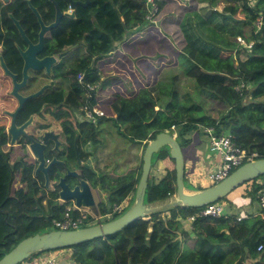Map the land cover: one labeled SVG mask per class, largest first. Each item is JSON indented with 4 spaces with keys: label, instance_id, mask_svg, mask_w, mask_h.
Masks as SVG:
<instances>
[{
    "label": "trees",
    "instance_id": "16d2710c",
    "mask_svg": "<svg viewBox=\"0 0 264 264\" xmlns=\"http://www.w3.org/2000/svg\"><path fill=\"white\" fill-rule=\"evenodd\" d=\"M186 1L181 4L176 0H155L158 14L169 8L176 12L164 18L174 26L182 44L176 55L183 61V72L194 83L196 92L206 94L219 104L217 117L207 114L203 103L197 101L171 104L168 99L175 93L173 81L170 84L150 82L125 93L121 89L100 99L95 97L97 90L92 91L90 104H101L106 117L122 122L118 129L122 136L132 139L131 131L139 129L141 141L146 142L143 151L147 142L161 132L175 134L182 149L191 144L194 134L198 136L202 132L207 136L204 129L212 128L214 134L229 133L238 147L256 153L254 160L264 158V101H260L264 96V0H255L253 6H249L247 0H234L235 4L225 5L220 11L217 5L221 0ZM201 4L206 10L200 15L197 10ZM239 11L241 19L237 18ZM147 13L146 0H88L86 6H78L75 24L64 22L57 32L60 48L78 43L62 63L70 61L68 73L71 78H66L62 72L59 79L60 87L67 92L63 97L55 92L46 97L45 102L54 105L62 101L60 107L68 110V115L64 116L73 119V113L81 104L80 95L87 92L85 85L96 84L99 80L95 61L110 55L115 43L146 26L149 23L145 18ZM259 16L262 22L256 31L255 22ZM238 37L247 44L252 43L251 48L246 50L240 46L236 42ZM240 53L245 54L244 59L238 57ZM61 69L56 68V72ZM78 73L84 75L85 85L77 82ZM122 106L125 114L120 110ZM155 107L160 109L154 110ZM173 107L177 113H173ZM117 114L126 117L119 121ZM103 118L98 119L103 121ZM77 124L81 131L76 140L78 149H86L88 143L94 147L98 139L93 126L78 121ZM83 132L88 136H83ZM158 153H166L169 157L167 149ZM7 159L8 155L0 148V258L19 241L59 218L62 210L58 204L53 205L48 212L52 217L48 220L39 217L36 206H41L44 200L40 189V186L43 188L42 176L40 186L33 182V187L26 183L27 176L33 175L32 168L25 169L21 178L24 186L12 190L14 175L21 170L17 163L11 166ZM141 166L142 158L139 176L117 177L112 183H105L110 178L104 174L95 175L84 169L91 187L105 193V202L98 204L100 213L135 193ZM186 174L184 167L183 181ZM263 177L251 180L245 192L251 206L256 205L259 192L264 188V183L258 182ZM175 192L173 167L159 181L147 183L144 204L163 203ZM50 196L57 199L55 191ZM224 200L216 203L221 204ZM48 204L52 205V201ZM202 208L171 207L164 210L166 216H160L162 211L152 213L116 234L73 246V264H115V256L118 264H176L185 256L181 254L185 245L201 264H264V210H258L262 215L248 214L239 222L236 215L196 218L190 234L181 220L197 214ZM224 208L227 210L225 204ZM18 212L29 220L22 222L16 216Z\"/></svg>",
    "mask_w": 264,
    "mask_h": 264
},
{
    "label": "flooded vegetation",
    "instance_id": "af4514ba",
    "mask_svg": "<svg viewBox=\"0 0 264 264\" xmlns=\"http://www.w3.org/2000/svg\"><path fill=\"white\" fill-rule=\"evenodd\" d=\"M87 4L88 0H0V148L8 155L7 161L11 166L17 163V168L21 170L16 172L20 175V181L23 182L21 179L23 170L28 168H32L33 175L27 176L26 183L33 187L34 183L40 186L42 176L43 188L40 186V189L44 193V200L41 206H36L39 217L41 212L48 216L52 206L58 204V200H53L50 194L57 192L55 184L59 177H65L67 170L78 172L80 178L89 183L83 173L86 168L81 164L89 166L87 172L99 174L86 157L93 154L91 150L78 149L80 163L78 162L75 150L79 129L77 121L71 120L75 123L72 124V131L69 127V118L62 122L63 126L49 125L43 118L45 111L49 110L50 112L61 110L63 114L68 115V110L60 107L62 101L50 105L45 100L55 92L62 97L67 92L64 87H60L59 79L62 72L66 78H71V74L68 73L70 61L64 65L62 63L64 57L71 53L78 43L75 42L64 49L60 48L57 32L64 22L75 24L78 6ZM55 22H57L55 26L49 27ZM42 27L45 29L41 33ZM56 68L63 69L57 73ZM37 92L40 93L31 97ZM11 127L24 133H20L13 144L9 133ZM46 131L58 134L59 142L57 149L53 142L45 146L43 155L46 164L53 158L64 163L54 164L48 171L49 189L44 186L43 175L41 173L35 175L37 161L28 148L29 138L40 143ZM65 181L71 184L72 180L65 177ZM91 188L94 193L96 189ZM49 200L52 201V205L48 204Z\"/></svg>",
    "mask_w": 264,
    "mask_h": 264
},
{
    "label": "rangeland",
    "instance_id": "374dc122",
    "mask_svg": "<svg viewBox=\"0 0 264 264\" xmlns=\"http://www.w3.org/2000/svg\"><path fill=\"white\" fill-rule=\"evenodd\" d=\"M176 2L185 4L187 1L176 0ZM229 4H235V1L221 0V2L217 5V10L220 11L225 5ZM205 10V5H198L197 11L200 15L204 14ZM171 13L176 12L172 8L164 10L159 14L157 12L155 17L151 22H149V24H147L137 32L126 36L125 40L121 41V43H115L114 47L117 44H120V47H115L113 50L114 53H112V55L110 54L103 59H98L96 61L94 60L95 64H93L95 67H98L96 68V70L97 74L99 75V80L96 82V84H94V86H97L95 97L96 99H100L101 97H109L114 93V91L121 89H123V93L128 92L132 89L138 90V88H141L146 83L150 82L156 84H170L173 81L175 93L172 95V97H170V99H168L169 102L172 101L171 104H185L187 101H197L200 104L203 103L204 109L207 114L216 118L220 110V106L217 101L209 98L206 94H198L192 80L186 77L183 72V61L176 55V51H179L182 45L180 42V38L177 32L174 30V26L164 21V18L167 15L169 16ZM237 18H242V13L240 11L237 14ZM155 20L156 25L154 24ZM238 57L240 59H244L245 54L240 53ZM158 68H160L159 71H157ZM88 95H84L79 102H82L83 98H88ZM197 96H199V98H197ZM260 101H264V96L260 98ZM98 106L102 109L104 107L99 103ZM122 108L123 106L120 110L123 114H125L126 111L122 110ZM159 109L160 107H155L154 110ZM50 111L51 110H49V112L45 111V116L43 117L45 118L46 123L49 125H61L62 122L67 119V117H65L63 114L64 112H62L61 110H53L52 112ZM172 111H174L173 113H177L174 107L172 108ZM119 113L121 114V112ZM118 115L119 114H117V119L119 121L123 120V118L126 117V115H122V117H119ZM68 118L70 120L69 127L70 129H72V124H75L74 122H76V117L73 116V119H71L70 117ZM71 120H73L74 122H71ZM78 121L81 122L80 117L78 118ZM92 126L93 129L97 132L96 134L98 143L94 145V147L91 145V143L87 144V150H91L93 154H89L86 157L90 162L93 163L92 165L98 173H102L105 175V177L110 178L106 179L105 183H112L115 178L121 176H128L131 174H133L135 177L139 176V167L143 152L142 149L144 144L146 143L144 141H141L140 139V130L136 129L131 131L130 136L132 137V140L130 138L122 136L118 132L119 127L122 126V122L117 123L112 118L104 117L103 121H100V119H98L95 125ZM80 134L81 131L80 129H78V135ZM82 135L85 136L86 132H83ZM173 135L176 136L175 134ZM205 146L208 147V138L205 134L201 132L198 136H195V134L192 136L191 144L187 147L184 146V148H182V153L188 163V166L190 162L196 160L197 157L195 156V154ZM161 150H165V148H162ZM162 155L163 157H161ZM210 157L213 159L214 163H217V157H213L212 154H210ZM173 167L174 163L166 153L152 154L148 182L152 183L159 181L163 177L165 172L167 170H171ZM205 172L206 169L204 167L203 169H198L195 172L194 176L196 177L194 179H189L185 176V189H188L187 191L190 192L211 186L210 183L205 182ZM258 182H260V184H263L264 177ZM248 183H250V181L246 182L245 184ZM245 184L233 190L225 197V200L222 202V204H225L226 208L234 209L233 211H231V213L235 214L244 212L245 214H247L250 212L251 208L254 209L256 207L255 205L251 206L250 204H247L248 200L245 199L246 197L242 196L243 187L245 186ZM22 186H24V183L20 181L19 173H15L12 190H15L18 187ZM237 192L240 193L239 196H237ZM37 193L39 196H41V193L39 191ZM94 196L98 201L105 199V193H103L99 188L95 190ZM173 200L174 197L168 199L163 203H157L151 206H159L164 203L172 202ZM132 204L133 199H130L125 207L124 212L128 210ZM16 216L22 222L29 220L27 216H22L19 214V212L16 213ZM160 216H166L164 210H162ZM51 227L52 225L50 223L44 226V228L40 229L36 234H42L52 231ZM188 227H186V229L191 234L192 226L188 224ZM54 251L56 250L35 253L33 254V256L27 258V260L37 258L47 253H52ZM181 254L185 256L182 257L176 264H201L198 263V259H196L193 254H191L187 245L183 246ZM202 264L212 263L203 262Z\"/></svg>",
    "mask_w": 264,
    "mask_h": 264
},
{
    "label": "water",
    "instance_id": "95a60500",
    "mask_svg": "<svg viewBox=\"0 0 264 264\" xmlns=\"http://www.w3.org/2000/svg\"><path fill=\"white\" fill-rule=\"evenodd\" d=\"M85 5V4H83ZM57 24L55 22L53 27ZM49 27L47 29H49ZM42 27L41 33L44 31ZM43 60V59H42ZM41 60V61H42ZM46 60V59H45ZM44 60V61H45ZM40 69V68H34ZM48 71V68H46ZM37 92L31 97L38 95ZM21 105H19L20 107ZM19 109V108H18ZM9 133L12 137L11 143H15L16 137L23 131H16L11 127ZM24 134V133H23ZM28 148L30 153L37 161L35 175L41 173L44 177V186L49 189L48 171L54 164H64L53 158L46 164L43 151L49 142L55 143V149L59 144L58 134L46 131L41 137V142L29 138ZM162 148L169 152V157L174 161L176 192L174 200L159 206L144 204L145 191L148 183L149 172L151 167L152 154L157 153ZM77 159L79 160L78 148L75 144ZM65 166V165H63ZM83 168L89 169L86 164H81ZM264 175V158L251 160L237 167L226 178L220 182L196 191H187L184 186V157L179 143L174 135L167 132L157 134L152 140H149L142 154V166L140 178L134 193L133 204L131 207L115 219L104 223L95 224L78 230L59 231L52 230L46 233H38L28 236L19 241L10 251L0 258V264H19L21 261L29 258L31 255L44 251L71 248L73 246L87 243L89 241L105 238L109 235L122 231L130 223L144 219L147 215L166 210L171 207L183 206L190 208H201L216 202H219L239 186L248 181L254 180ZM66 178H71V184L66 183ZM65 177H59L55 187L58 201L73 203L76 207L89 209L94 215L98 214V207L95 202L94 193L90 183L80 178L76 171L67 170ZM167 201V200H166ZM52 209V208H51ZM41 218L48 220L52 214L46 216L41 212ZM115 256V255H114ZM115 264L118 260L115 256Z\"/></svg>",
    "mask_w": 264,
    "mask_h": 264
},
{
    "label": "built area",
    "instance_id": "2783aa9c",
    "mask_svg": "<svg viewBox=\"0 0 264 264\" xmlns=\"http://www.w3.org/2000/svg\"><path fill=\"white\" fill-rule=\"evenodd\" d=\"M247 2L249 6H253L255 0H247ZM146 6L148 8V13L145 18L151 22L158 12V6L155 0H146ZM261 22L262 18L259 16L255 22L256 31L260 29ZM236 42H238V44L243 48H246V50L250 49L252 45V43L247 44L240 37L236 39ZM77 80L80 84H84V75L79 73L77 75ZM85 86L87 92L84 93V95H88L91 94L92 91H96L97 86H94V84L87 83ZM91 98V95H88V98H83V101L78 106L77 112L73 113L77 121L80 117L81 122L78 121L79 123L89 122V124L95 125L98 118L105 117L106 115L105 111L98 105L91 106ZM204 131L207 134L210 153L218 158L217 163L212 164V162H210L209 170L205 173V182L210 183L211 186L226 178L240 165L254 160V158L257 157L256 153H249L247 150L238 147L229 133L216 135L214 134L212 128H206ZM250 184L251 183L245 184L242 196H246L245 192L249 189ZM130 199L132 200L133 196H127L125 199L113 204L111 207H108L105 212L100 213L98 210L97 215H94L89 209L76 207L73 203L58 201V205L62 207L61 216L51 221V228L52 230L71 231L110 221L115 215H121L122 212H124ZM102 201L104 200L98 201L95 198L97 207ZM247 204H249V200L247 201ZM255 206L256 207L254 209H250V213L253 215H262L263 213H259L260 211L258 210H264V188L260 190L258 201ZM233 215H236V221L239 222L242 218L246 217L248 213L245 214L244 212H239L234 214L229 210H225L224 204L213 203L204 206L197 214L189 216L185 220L181 221L186 229L188 224L192 226L196 218H229ZM260 249L261 246L258 247V250ZM72 257L73 250L71 248H63L31 260L25 259L19 264H73Z\"/></svg>",
    "mask_w": 264,
    "mask_h": 264
},
{
    "label": "crops",
    "instance_id": "0c3cea01",
    "mask_svg": "<svg viewBox=\"0 0 264 264\" xmlns=\"http://www.w3.org/2000/svg\"><path fill=\"white\" fill-rule=\"evenodd\" d=\"M149 24V23H148ZM154 24L156 25V20H155V22H154ZM121 43V42H120ZM130 44V43H129ZM128 44V45H129ZM120 44H117L115 47H117V48H119L120 46H119ZM114 50V49H113ZM112 53H114L113 51L111 52V55H112ZM106 117V116H105ZM200 143V142H199ZM198 143V144H199ZM197 144V145H198ZM209 152V153H208ZM210 154H212V153H210V151H209V148L207 147V146H205V147H203V148H201L200 149V151L198 152V153H196L195 154V156L197 157L196 158V160L195 161H192V162H190V164H189V166H188V163H187V161L185 160V163H184V167L186 168V170H187V174H186V177L187 178H189V179H194L196 176H194L195 175V172L198 170V169H203L204 167H205V169H206V172L209 170V167H210V162H212V164H215L214 163V161H213V159L210 157ZM213 155V154H212ZM213 157H215V156H213ZM217 160H218V158H217ZM218 162V161H217ZM194 163V164H193ZM95 169V168H94ZM95 172H97V170L95 169ZM205 172V173H206ZM100 174V173H99ZM189 182H190V180H189ZM209 187V186H208ZM207 188V187H206ZM96 190H97V188H96ZM186 190H188V189H186ZM197 190H199V189H197ZM131 196H133L134 194L132 193V194H130ZM240 195V193L239 192H237V196H239ZM236 196V197H237ZM229 208H227V210H228ZM232 209V208H231ZM229 210L230 212L231 211H233L234 209H232V210ZM248 214H251L250 212L248 213Z\"/></svg>",
    "mask_w": 264,
    "mask_h": 264
},
{
    "label": "clouds",
    "instance_id": "9594fccd",
    "mask_svg": "<svg viewBox=\"0 0 264 264\" xmlns=\"http://www.w3.org/2000/svg\"><path fill=\"white\" fill-rule=\"evenodd\" d=\"M133 197H134V195H133Z\"/></svg>",
    "mask_w": 264,
    "mask_h": 264
}]
</instances>
